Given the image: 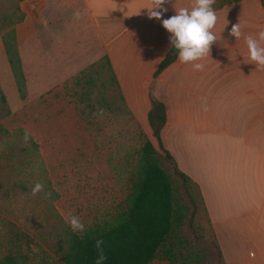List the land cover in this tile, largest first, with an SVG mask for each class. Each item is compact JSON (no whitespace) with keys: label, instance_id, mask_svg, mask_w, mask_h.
I'll return each mask as SVG.
<instances>
[{"label":"rangeland","instance_id":"1","mask_svg":"<svg viewBox=\"0 0 264 264\" xmlns=\"http://www.w3.org/2000/svg\"><path fill=\"white\" fill-rule=\"evenodd\" d=\"M83 7L80 0L70 8L56 0H0V26L10 15L26 81L20 98L1 29L0 258L19 252L28 264H57L69 217L84 229L111 219L137 162L143 133L112 80L103 41L73 10ZM37 182L44 190L34 196ZM179 188L192 227L210 236L195 190Z\"/></svg>","mask_w":264,"mask_h":264},{"label":"crops","instance_id":"2","mask_svg":"<svg viewBox=\"0 0 264 264\" xmlns=\"http://www.w3.org/2000/svg\"><path fill=\"white\" fill-rule=\"evenodd\" d=\"M56 1L72 6V0ZM80 1L83 12L74 8L75 14L103 41L124 104L159 151L147 119L150 94L164 104L161 145L199 186L224 263L264 264V67L248 62L244 40L264 28L260 0L215 10L217 41L199 61L202 70L176 58L156 77L170 44L159 20L140 10L151 0ZM191 2L170 0L162 18ZM101 20H110V26L104 29ZM234 23L241 25L237 39L228 34Z\"/></svg>","mask_w":264,"mask_h":264},{"label":"trees","instance_id":"3","mask_svg":"<svg viewBox=\"0 0 264 264\" xmlns=\"http://www.w3.org/2000/svg\"><path fill=\"white\" fill-rule=\"evenodd\" d=\"M22 1V0H19ZM239 0H215L213 9ZM264 7V0H260ZM0 30L4 52L14 77L19 97L25 95V75L18 51L16 33L10 15H2ZM113 82L119 86L109 58L103 55ZM176 52L170 48L153 72L156 77L165 67L176 60ZM120 92V91H119ZM121 99L123 96L120 93ZM0 99L5 102L4 95ZM130 113V112H129ZM152 133L160 151L143 133V142L138 149L137 162L128 178L127 192L113 212L111 219L95 222L80 232L67 228L60 246L62 254L57 264H96L98 250L96 241H103L101 248L105 259L102 264H152L163 260L168 264H225L216 236L198 233L180 202L182 184L186 190L193 188L203 208L199 186L177 166L173 156L162 147L160 130L166 121L164 104L150 94V109L147 113ZM33 151L37 144L27 135ZM180 182V183H179ZM55 197L56 193L53 194ZM193 203V197H190ZM199 204V203H198ZM194 209H191V216ZM207 217V215H206ZM187 221V228L184 223ZM196 235V236H195ZM205 240L207 244L199 242ZM0 264H28L19 252H8L0 258Z\"/></svg>","mask_w":264,"mask_h":264},{"label":"clouds","instance_id":"4","mask_svg":"<svg viewBox=\"0 0 264 264\" xmlns=\"http://www.w3.org/2000/svg\"><path fill=\"white\" fill-rule=\"evenodd\" d=\"M169 2L170 0H151L148 6L141 7L140 10H146L148 19L159 20L169 34L170 48L175 50L177 59L181 63H189L194 70H202L204 64L199 61L205 55H209L212 44L217 41V35L212 31L218 20L216 11L212 7L215 0H192L190 7L174 8L172 6L175 14L162 18L168 11L165 5ZM225 25L226 23L223 28ZM228 34L236 39L239 38L241 25L232 24L228 29ZM244 40L248 62L254 63L256 67H264V28H261L255 35L245 36ZM43 190L44 185L39 182L35 183L31 189L34 196ZM68 224L73 232L84 229V224L76 216L69 217ZM102 243L101 240L96 241L98 250L96 264H102L105 259L101 248Z\"/></svg>","mask_w":264,"mask_h":264}]
</instances>
